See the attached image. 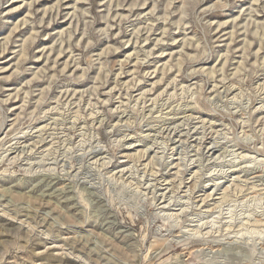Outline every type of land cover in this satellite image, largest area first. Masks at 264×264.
Returning <instances> with one entry per match:
<instances>
[{
  "label": "rangeland",
  "instance_id": "rangeland-1",
  "mask_svg": "<svg viewBox=\"0 0 264 264\" xmlns=\"http://www.w3.org/2000/svg\"><path fill=\"white\" fill-rule=\"evenodd\" d=\"M0 264H264V0H0Z\"/></svg>",
  "mask_w": 264,
  "mask_h": 264
},
{
  "label": "bare ground",
  "instance_id": "bare-ground-1",
  "mask_svg": "<svg viewBox=\"0 0 264 264\" xmlns=\"http://www.w3.org/2000/svg\"><path fill=\"white\" fill-rule=\"evenodd\" d=\"M225 25V24H224ZM177 132V131H176Z\"/></svg>",
  "mask_w": 264,
  "mask_h": 264
}]
</instances>
